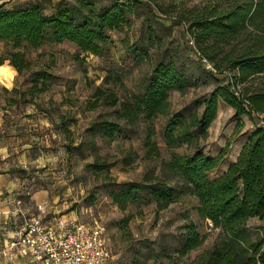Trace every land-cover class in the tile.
<instances>
[{"label":"rangeland","instance_id":"obj_1","mask_svg":"<svg viewBox=\"0 0 264 264\" xmlns=\"http://www.w3.org/2000/svg\"><path fill=\"white\" fill-rule=\"evenodd\" d=\"M214 1L158 0L152 3L145 0L130 15L129 27L109 31L111 41L105 45L102 55L79 53L72 42L57 43L49 37L39 47L26 44L20 48H14L11 40L0 39L2 65L13 70L10 83L0 81V114L4 112L1 107L5 100L13 95L5 92L4 87L17 86L21 102H34V105L22 104L19 108L13 106L9 109L13 117H4L3 123L9 134H15H6L4 142L9 141L18 150L14 157L17 155L21 163L11 167L15 205L20 209L14 224L15 238L26 232L36 202H43L49 221L75 219L103 227L108 252L105 264H198L208 261L209 251L222 243L224 234L211 220L198 214L194 196L184 193L167 208L158 210L156 202L148 201V195L143 193L122 209L113 201L110 192L122 189L125 181H142L147 173L168 179L164 162L169 160L171 152L189 151L185 145L171 148L165 142L164 130L173 114L188 116L196 102L203 101L217 86L227 82V73L211 74L190 58L193 45L187 31L191 20L189 10ZM49 2L45 1L48 13L51 11ZM111 3L112 0H97V9ZM150 27L154 30V39H150ZM15 51H23L29 61L28 67L21 72L9 63ZM171 59L189 79L190 86L172 90L170 112L153 120L150 138L159 153L147 145L149 130L144 122L128 125L119 121L122 131L112 140L87 129L101 118H115L114 112L119 108L100 106L88 110L87 101L92 98L96 86L113 88L123 100L130 94L142 93L154 65L160 60ZM224 68L233 74L236 71L232 66L224 65ZM38 70L50 73L45 82L47 89L42 93L31 90ZM109 72L119 75L123 84H114L115 80L110 79L104 81ZM61 114L68 119L76 118L73 123L67 122L74 132L75 143L71 144L57 128ZM257 121L260 122L257 116L253 119L247 114L238 116L232 106L220 100L218 115L203 143L205 152L216 155L231 138L227 158L230 157L235 147L255 129ZM22 147L25 154H22ZM96 160L98 164H89ZM229 165L221 164L210 177H217ZM171 183L180 186L182 182ZM190 221L205 240L198 248L180 256L177 249L183 243L185 226ZM248 230L253 240L264 237V223L258 218L249 220ZM16 264L25 263L17 261Z\"/></svg>","mask_w":264,"mask_h":264},{"label":"trees","instance_id":"obj_2","mask_svg":"<svg viewBox=\"0 0 264 264\" xmlns=\"http://www.w3.org/2000/svg\"><path fill=\"white\" fill-rule=\"evenodd\" d=\"M45 1L25 0V3L12 6L0 3V39L11 40L14 48H20L26 44L39 47L49 37L57 43L72 42L79 53L102 55L105 45L111 41L109 31L129 27L130 15L145 0H112L101 10L97 9V0H49V13ZM189 11L191 20L187 31L199 53L215 70L193 59L192 54L190 58L211 74L227 73L228 80L203 101L196 102L188 116L173 114L164 130L165 142L171 148L185 145L189 151L171 152L169 160L164 162L168 179L147 173L142 181H125L122 189L112 190L110 195L125 209L128 203L145 193L148 201L156 202L158 210L167 208L184 193L192 195L197 199L198 214L211 220L224 234L222 243L209 251L208 261L198 264H264V237L253 240L248 230L252 218L264 223V117L261 116L264 114V0H216ZM154 38V30L150 27V39ZM226 46L229 48L224 50ZM3 63L1 59L0 65ZM9 63L21 72L28 67L29 61L23 51H15ZM224 65L232 66L236 70L234 74ZM49 77L50 73L38 70L31 90L46 91L45 82ZM109 79L115 80L114 84H123L115 73L109 72L104 81ZM188 86L189 79L172 59L158 61L144 91L130 94L123 100L113 88L96 86L92 98L87 101L88 110L100 106L119 108L114 112L115 118H101L87 129L112 140L122 131L119 121L128 125L144 122L149 130L147 145L157 154L158 148L150 138L153 120L170 112L172 90H184ZM3 90L13 94L1 107L8 117L13 106L19 108L22 104L34 103L21 102L17 86ZM220 100L232 106L238 116L247 114L252 119L257 116L260 122H256V129L247 136L236 160L223 173L211 178L210 173L222 164L232 142L230 138L216 155L204 150L203 143L218 115ZM50 120L55 123L51 117ZM74 121L76 118L68 119L61 114L57 124L71 144L76 140L68 123ZM98 163L96 160L89 164ZM173 181L182 183L176 186L171 183ZM204 240L205 236L190 221L185 226L184 240L177 253L184 256L201 246Z\"/></svg>","mask_w":264,"mask_h":264},{"label":"built area","instance_id":"obj_3","mask_svg":"<svg viewBox=\"0 0 264 264\" xmlns=\"http://www.w3.org/2000/svg\"><path fill=\"white\" fill-rule=\"evenodd\" d=\"M193 59L200 60L215 70L202 57L190 36ZM26 232L18 243L25 246L32 256V264H105L108 252L104 229L75 219H56L52 224L44 220L43 202L37 206Z\"/></svg>","mask_w":264,"mask_h":264},{"label":"crops","instance_id":"obj_4","mask_svg":"<svg viewBox=\"0 0 264 264\" xmlns=\"http://www.w3.org/2000/svg\"><path fill=\"white\" fill-rule=\"evenodd\" d=\"M3 2L7 3L8 6H12L18 3H25V0H0V3ZM261 116L264 117V114ZM4 117H6L7 119L8 116H6V114H4L3 112V114H0V264H16L17 261L23 262L25 264H32V257L27 248L18 243L23 235L19 238H15L16 226H14V224L16 223V214L20 209L15 205V195L13 193L15 182L11 177V167L13 164L21 163L17 155L16 157H14V153L18 152V150H15V147L12 146L9 141L6 140L4 142V137H6V134H9L8 127L3 124L6 120ZM11 117H13V115H11ZM254 130H252L251 132H253ZM9 135L15 134L10 133ZM245 141L237 145L235 147L234 153L228 158L226 156L222 164H231L232 162H234ZM25 152L26 150L23 149L22 154H25ZM39 203L36 202L35 212L31 214L29 222L32 216L38 213L37 206ZM44 216V220L47 223H53V221H49L46 219L45 214ZM28 224L29 223H27V226Z\"/></svg>","mask_w":264,"mask_h":264},{"label":"bare ground","instance_id":"obj_5","mask_svg":"<svg viewBox=\"0 0 264 264\" xmlns=\"http://www.w3.org/2000/svg\"><path fill=\"white\" fill-rule=\"evenodd\" d=\"M13 78V70L5 65H0V81L10 83Z\"/></svg>","mask_w":264,"mask_h":264}]
</instances>
